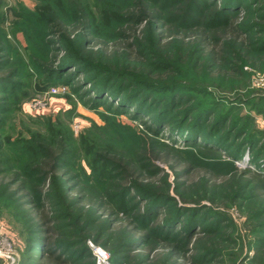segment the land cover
Returning a JSON list of instances; mask_svg holds the SVG:
<instances>
[{"label":"trees","instance_id":"16d2710c","mask_svg":"<svg viewBox=\"0 0 264 264\" xmlns=\"http://www.w3.org/2000/svg\"><path fill=\"white\" fill-rule=\"evenodd\" d=\"M44 1L43 8L15 14L21 23L12 20L23 36L33 32L43 40L42 51L50 46L62 51L51 65L39 67L44 82L85 80L92 91L90 107L105 101L115 113L146 122L153 138L144 141L146 147L128 146V161L110 144L101 147L104 154L93 146L78 154L70 135L58 145L53 142L56 152L40 139L12 143L4 135L1 113L16 105L14 77L26 64L9 54L2 14L0 68L11 69L0 75V97L5 101L9 95L7 107L0 106V156L16 150L23 162L13 167L7 158L0 164V199L24 224L18 264H94L84 245L89 235L108 248L112 264H130L140 250L158 245L193 264L221 262L223 249L199 240L226 235L232 227L229 215L200 204L202 197L182 186L187 173L199 166L233 177L237 188L231 202L264 191V126L250 129L253 117L237 115L239 103L264 115V93L215 95L222 87L232 89V83L216 77L241 72L245 57L260 59L264 67V0H83L81 8L68 0ZM46 34L55 37L46 40ZM108 47L114 48L111 55ZM167 155L181 158L174 172L179 200L153 161ZM246 156L253 169L237 165ZM67 166L73 175L54 172ZM248 174L253 178L244 181ZM210 199L216 201L215 195ZM252 217L262 218L263 226L251 230L257 233L252 243L264 246V203L248 208Z\"/></svg>","mask_w":264,"mask_h":264},{"label":"rangeland","instance_id":"374dc122","mask_svg":"<svg viewBox=\"0 0 264 264\" xmlns=\"http://www.w3.org/2000/svg\"><path fill=\"white\" fill-rule=\"evenodd\" d=\"M68 1L72 2L74 7L81 8V4H84L86 0ZM43 2L45 1L0 0V16L3 14L4 17L2 24L6 32L7 46H9V51L11 52L9 54L14 57V61L26 64L23 65V69L18 70L17 76L14 77L18 78L16 80L19 83L14 93L18 100L16 105L7 107L8 103L6 99L9 95H5V101L3 95L0 97V106H4L5 104L7 107L1 113V117L5 119L7 126V131L4 135L8 134L12 143L13 141L24 143L22 140L27 139L29 142L40 139L39 141L43 145H46L47 148L50 149L53 146L52 152H56L58 149L56 146L54 147V143L58 145V143L60 144L64 138L70 135L72 137L71 145L77 149L78 154H82L87 146H93L96 152L104 154L101 147L110 144L115 153L121 155L125 161H128L132 154V149L126 150L128 146L136 142V144L138 143L142 147H146L144 141H149L153 138L148 133L145 126L146 122L141 123L139 120L130 119L128 115L115 113L112 107L105 101L99 105L90 107L88 103L92 96V91H89V85L85 84V80L81 78L69 79L64 83L58 81L57 83L46 84L44 82V75L40 74L38 69L41 65L44 67L51 65L55 59L53 57L60 56L62 51L56 50L51 46L49 50H45L47 49L45 48L42 51V47L40 46L43 40L33 32L27 34V36H23L20 27L16 28L12 24V20L17 21V23L22 22L21 18L16 17L15 14L18 12L25 14L27 11L34 12L40 7L43 8ZM47 35L44 39H53L55 37V35ZM97 46L94 45L92 48H96ZM111 48H107V55H111V51L114 49ZM240 63L242 64L241 72H231L223 77H216L218 80L225 78L224 81H221L223 83H226V80H228L227 83H232V89L230 87H222V90H215V95L232 97L238 93L247 94L248 92L254 93V91L256 94L257 92L264 93V67L261 66L260 59L256 60L245 57ZM5 68H0V75H5L11 69L8 67L7 70H4ZM215 83H217L216 80ZM34 100H40L42 105L31 109L29 104ZM226 103L228 102L226 101ZM237 111V115L244 116L250 114L253 117L250 129L253 126V129L261 130L263 128V114L256 113L252 108L243 103L238 104ZM140 138L143 139L140 141ZM10 150L6 149L4 155L0 156V164H5L8 160L7 158H10L14 165L12 163L9 164L13 167H18L23 160H18V158H21L18 151ZM30 152L34 153L32 150ZM24 154L26 156L28 153ZM170 156L167 155V157H163L165 159H154L153 161L161 168L162 173L165 174L170 194L179 200L177 193L174 191V185L177 182L174 172L179 170L181 158L176 156L172 158ZM247 159L248 157L246 156L243 160L236 161V163L241 168L249 165L253 169V165L248 164ZM46 161L49 163L50 159H46ZM62 171L65 172L66 176L74 174V171L69 169L68 166L66 169L54 170L55 173ZM13 173L14 170H10L7 175L10 177ZM187 174L184 177V185L182 186L184 191L201 196L202 198L199 203L211 210L225 211L232 222V227L230 230H227L226 235H213L212 238H206L205 240H203L204 236L200 237V240H203H199L200 243H211L223 249L224 254L222 256L224 258L221 262L211 264H264V246L256 247L252 243L257 238V233L255 231L251 232V230L259 231L263 228L261 225L262 218H248V208L262 206L264 203V191L256 193L252 191V193H246V195L250 194V197L231 202L232 193L237 188L233 177H229L228 174L223 175V173H210L199 166L193 167L192 171ZM79 178L82 177L79 176ZM243 178L245 181L246 178L253 177L251 174H248ZM142 180L146 181L148 179L143 178ZM70 181L72 182L73 180L67 182L71 183ZM255 182L256 180L253 181V183ZM12 188H16V186ZM73 195L70 194L69 196ZM211 195H215L216 201L212 202L210 199ZM241 201L244 202L242 203L243 205L239 203ZM4 204L7 205L6 200L0 199V264H18V260L20 259L19 252L23 246L25 234L24 224L22 225L20 221H17L18 219L15 215L10 213L12 206L8 207L7 205L6 207ZM28 206L25 205V208H28V210L30 208L31 212H39L35 207ZM87 206L83 210V216L86 215ZM66 210H73L75 214V209L67 208ZM29 216L30 218L32 217L31 213ZM38 220H40L39 217ZM226 236L230 238L224 240L223 237ZM84 245L89 248L94 264L96 262L91 250L92 245L98 246L105 251L108 255V264H112L110 251L105 246H102L100 241H94L89 235L85 239ZM137 255L139 256H134L131 259L130 264H193L191 259L179 257L182 255H178L173 249L169 251V246L167 245H163L162 247L158 245L149 252L145 248V250H140V253ZM88 260L90 259H87L86 262Z\"/></svg>","mask_w":264,"mask_h":264},{"label":"built area","instance_id":"2783aa9c","mask_svg":"<svg viewBox=\"0 0 264 264\" xmlns=\"http://www.w3.org/2000/svg\"><path fill=\"white\" fill-rule=\"evenodd\" d=\"M41 105L42 103L40 100H34L32 103L29 104L31 109H35ZM91 250L94 254L96 264H108V255L105 251L95 245L91 246Z\"/></svg>","mask_w":264,"mask_h":264}]
</instances>
